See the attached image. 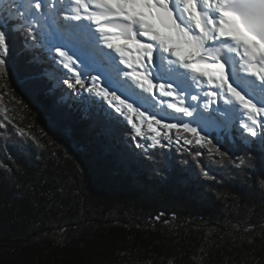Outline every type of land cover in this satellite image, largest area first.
<instances>
[{
	"label": "trees",
	"instance_id": "16d2710c",
	"mask_svg": "<svg viewBox=\"0 0 264 264\" xmlns=\"http://www.w3.org/2000/svg\"><path fill=\"white\" fill-rule=\"evenodd\" d=\"M27 32L8 25L0 47V264H264L256 138L159 123L153 140L131 117L135 137L48 75L67 73Z\"/></svg>",
	"mask_w": 264,
	"mask_h": 264
},
{
	"label": "snow or ice",
	"instance_id": "6c2138e0",
	"mask_svg": "<svg viewBox=\"0 0 264 264\" xmlns=\"http://www.w3.org/2000/svg\"><path fill=\"white\" fill-rule=\"evenodd\" d=\"M8 2L16 5L15 12L20 18L13 20L10 17L6 24H0V47L5 46L8 25L26 21L27 43L29 37L38 40L42 25L49 18L54 20L66 37L48 40L50 62L58 61L72 74L63 76V85L73 90L69 95L75 93L81 99H87L83 92L91 93L98 87V82L103 83L104 88L96 93L101 99L92 100V103L109 122L122 123L120 117L125 113L121 106L131 111L134 104L137 109L143 105L134 92H121L105 77L96 66V51L117 65V76L123 72L132 81L141 77L139 87L144 92L150 93L159 87L162 95L172 96L175 92L182 103L190 97L196 103H185L184 107L169 105L176 113L193 117L189 123H197L195 117L201 116V107L210 114L223 110L219 108L221 100L226 101L233 111L239 106L243 111L237 116L250 121L244 124V129L256 138L251 143L258 142L264 150V101L256 100L243 88L237 90L240 87L237 81L243 78L255 79L264 89V0ZM52 49H55L54 56L51 55ZM159 59L169 62L175 79L156 84ZM6 63L0 58V69H4ZM89 76L92 77V86L86 87ZM121 95L124 99L120 98ZM105 100L107 107L103 103ZM126 100L131 103L125 104ZM213 105L217 107L213 108ZM147 111L144 108L140 116L147 121L149 132H155L153 119L144 115ZM152 116L154 118L155 113ZM127 123L135 130L134 136L140 137L141 130L131 117ZM155 123L159 124L160 120L156 119ZM189 123H183L185 131L198 134L199 127V131L204 132L203 127H189ZM164 127L172 129L176 125L166 124ZM164 135L171 142L166 132ZM196 142L199 144L200 140Z\"/></svg>",
	"mask_w": 264,
	"mask_h": 264
},
{
	"label": "rangeland",
	"instance_id": "374dc122",
	"mask_svg": "<svg viewBox=\"0 0 264 264\" xmlns=\"http://www.w3.org/2000/svg\"><path fill=\"white\" fill-rule=\"evenodd\" d=\"M10 15H13V16H16V14H15V12H10ZM25 23H27V22H25ZM43 26L44 25H42V28H43ZM43 30V29H42ZM31 49H34L35 48V46L34 45H28ZM48 49V48H47ZM47 73L50 75V76H52L51 74H54L53 72H51V71H47ZM55 76H59L58 74H56ZM58 78V79H57ZM59 78L60 77H56L54 80L55 81H57V82H62L61 80H59ZM118 78V77H117ZM73 79H74V77H73ZM119 79V78H118ZM86 82H89L91 85H92V79H91V77H89V78H87V81ZM104 88V85H103V83H99L98 82V87L94 90V94H95V96H96V98L98 99V100H100L101 99V97H99V96H97L96 95V93L98 92V91H100V89H103ZM120 98L121 99H124V97L123 96H120ZM127 103H131V100H126L125 101V104H127ZM107 104V103H106ZM108 105V104H107ZM122 107V109H123V112L125 113V114H127V113H129L131 116H133V117H138V118H140V122L142 123V125H143V128L145 129V130H148V125H147V121L146 120H144L141 116H140V112H142V111H144V109H142V108H139V109H137V106L134 104L133 105V109L131 110V111H129L127 108H124L123 106H121ZM112 111H115L114 109H112ZM152 113H155V117L153 118V116H152ZM144 115L145 116H147L149 119H153V127L156 129V131L155 132H153L154 133V135H155V137H154V139L153 140H157L158 139V137H159V133L161 132V127H160V125L161 124H174V125H179V124H183L184 122V120H178L177 122H175V121H173L172 119L174 118L173 116H171V117H168V115H171V113L170 112H168V111H166V110H159V109H157V107H156V110H153V111H150V110H148L147 112H144ZM156 119H158V120H160V125H158L157 123H155V120ZM174 120H175V118H174ZM181 121L183 122V123H181ZM198 126V124L196 123L195 125H191V124H189V127H197ZM200 126V125H199ZM235 126H237V125H235ZM198 131H199V128H198ZM204 131H209V129H206V130H204Z\"/></svg>",
	"mask_w": 264,
	"mask_h": 264
},
{
	"label": "bare ground",
	"instance_id": "6f19581e",
	"mask_svg": "<svg viewBox=\"0 0 264 264\" xmlns=\"http://www.w3.org/2000/svg\"><path fill=\"white\" fill-rule=\"evenodd\" d=\"M51 20H52V19H51ZM52 21H54V20H52ZM45 27H47V23H45ZM103 62H104V65L107 64V60H104ZM133 91H134V93L136 94V96L138 95L140 98H144V96L141 95V93H139V91H138L137 89H134ZM200 123H201V122H199L198 125L201 126ZM220 131L223 132L222 130H220ZM219 133H220V132H219Z\"/></svg>",
	"mask_w": 264,
	"mask_h": 264
}]
</instances>
